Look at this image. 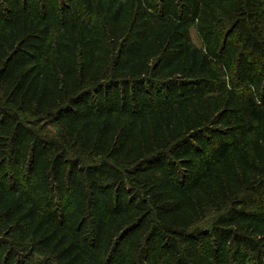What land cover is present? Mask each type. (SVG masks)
<instances>
[{"label": "trees", "instance_id": "16d2710c", "mask_svg": "<svg viewBox=\"0 0 264 264\" xmlns=\"http://www.w3.org/2000/svg\"><path fill=\"white\" fill-rule=\"evenodd\" d=\"M0 264H264V0H0Z\"/></svg>", "mask_w": 264, "mask_h": 264}, {"label": "rangeland", "instance_id": "374dc122", "mask_svg": "<svg viewBox=\"0 0 264 264\" xmlns=\"http://www.w3.org/2000/svg\"><path fill=\"white\" fill-rule=\"evenodd\" d=\"M190 37L193 43L198 44L199 40L195 35L194 29L192 28V30L190 31Z\"/></svg>", "mask_w": 264, "mask_h": 264}]
</instances>
